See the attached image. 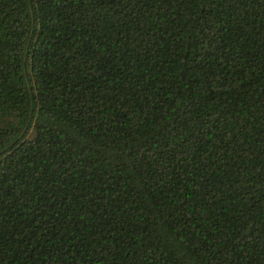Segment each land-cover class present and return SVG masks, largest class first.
I'll use <instances>...</instances> for the list:
<instances>
[{
	"label": "trees",
	"instance_id": "obj_1",
	"mask_svg": "<svg viewBox=\"0 0 264 264\" xmlns=\"http://www.w3.org/2000/svg\"><path fill=\"white\" fill-rule=\"evenodd\" d=\"M0 264H264V0H0Z\"/></svg>",
	"mask_w": 264,
	"mask_h": 264
}]
</instances>
